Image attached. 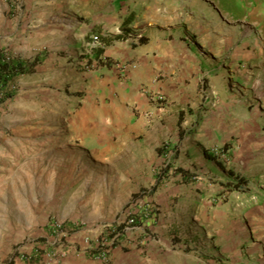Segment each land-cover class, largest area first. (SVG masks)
I'll list each match as a JSON object with an SVG mask.
<instances>
[{"label":"rangeland","instance_id":"obj_1","mask_svg":"<svg viewBox=\"0 0 264 264\" xmlns=\"http://www.w3.org/2000/svg\"><path fill=\"white\" fill-rule=\"evenodd\" d=\"M142 1L6 0L0 10V45L23 25L24 56L39 59L0 99V264H264V88L245 77L238 86L226 57L218 92L192 77L172 95L153 93L164 100L145 112L144 138L126 139L127 117L84 122L100 89L102 105L111 101L110 71L86 63L94 50L76 48L82 28L96 20L110 43ZM38 23L46 38L32 33ZM167 160L193 179L170 168L156 184ZM237 176L248 180L245 194L214 197ZM129 206L145 221L110 237Z\"/></svg>","mask_w":264,"mask_h":264},{"label":"crops","instance_id":"obj_2","mask_svg":"<svg viewBox=\"0 0 264 264\" xmlns=\"http://www.w3.org/2000/svg\"><path fill=\"white\" fill-rule=\"evenodd\" d=\"M1 1L0 10L6 11V0ZM120 21L122 34L112 36L111 44L99 43L103 48L101 56L113 60L110 67L98 65L110 71V107L102 105L107 89L101 85L104 89H100V106L91 107V115L84 122L89 123L91 119L103 125L104 120L105 123L118 122L120 117H127L121 121L125 124L126 139L133 137L134 132L137 139L144 138L142 132L149 126V114L145 112L152 111L155 106L147 94L165 92L172 95L174 86L182 84L181 79L192 77L202 79L199 84L202 92H218V81L223 76L228 78L227 70L222 67L223 61H220L222 57L231 64L234 74L230 75L232 80L238 81V86L243 87L246 82L239 81L245 77L254 80L251 84L254 90L264 88V0H146ZM96 23L91 20L84 24L79 36L80 45L76 48L86 45L91 33L95 32L89 30ZM12 27L10 30L17 33L0 45L1 51H5L7 59L23 61L30 58L34 53L24 56L30 36L22 34L23 25L14 23ZM31 29L33 34L46 38L45 23H38ZM110 47L119 49L109 51ZM75 59L79 63L82 57ZM120 62L134 67L126 71L116 69L117 74L113 66H120ZM243 63H249L252 68L246 70ZM68 64L72 65V61L66 62ZM12 264L24 263L14 260Z\"/></svg>","mask_w":264,"mask_h":264},{"label":"trees","instance_id":"obj_3","mask_svg":"<svg viewBox=\"0 0 264 264\" xmlns=\"http://www.w3.org/2000/svg\"><path fill=\"white\" fill-rule=\"evenodd\" d=\"M95 31L97 32L101 37L102 41L105 44L109 43V40L105 38L103 31L100 30L97 26L92 25L89 32ZM103 48H97L95 49L91 55H88L86 57V63L92 64V61H95L98 64L106 65L107 67H110L113 63L112 58L109 56H105L104 59H101ZM5 51L0 50V94L1 98H4L5 95L9 94L8 90L11 85H13L22 75L29 73L33 70L34 65L39 61L37 58L38 56H34L31 59L26 60H14V59H3ZM115 62V61H114ZM158 151L160 153H164L165 150L163 148H158ZM173 169L174 173L180 177V180L184 183L189 182L193 179V175L188 172L187 170H184L181 167L177 166H171L169 160L166 161L165 165L161 170L157 173V182L159 181V174L163 175L168 172L169 169ZM247 182L248 180L242 176H237L234 179L227 178L223 182H221L219 185V190L215 193L214 197H221L223 196V192L225 190H235L236 195H243L245 192H247ZM155 188V186H153ZM221 189V190H220ZM143 193V192H142ZM145 193V192H144ZM198 195H201L202 193L196 192ZM137 195H134L136 197ZM224 198V196H223ZM145 219L142 216L137 215V213L131 214L128 218H125L123 222L115 223L113 226L109 229L108 235L110 237H117L121 235L124 230V224L128 225H138L142 224ZM114 242V241H113ZM98 249L94 248V250H90V253H96ZM7 264H12L11 260L7 262Z\"/></svg>","mask_w":264,"mask_h":264},{"label":"built area","instance_id":"obj_4","mask_svg":"<svg viewBox=\"0 0 264 264\" xmlns=\"http://www.w3.org/2000/svg\"><path fill=\"white\" fill-rule=\"evenodd\" d=\"M99 41L100 40H99L98 34L95 33V32H92L91 35L89 36V40L86 43L88 51H93L94 49H96L98 47ZM3 59L7 60V57L3 56ZM101 59H104V57L101 56ZM133 67H134L133 64H123L121 66V70L122 71H126V70H128L130 68L132 69ZM147 95H148V100L153 102L156 106H161L162 105L164 97L161 94H147ZM221 154H223V153H221ZM134 213H136V210L131 208V206H129L126 209L125 218H128L129 216H131V214H134ZM23 262H24V260L22 261V263Z\"/></svg>","mask_w":264,"mask_h":264},{"label":"clouds","instance_id":"obj_5","mask_svg":"<svg viewBox=\"0 0 264 264\" xmlns=\"http://www.w3.org/2000/svg\"><path fill=\"white\" fill-rule=\"evenodd\" d=\"M99 36V35H98ZM100 39V38H99ZM97 49V48H96ZM95 50V49H94Z\"/></svg>","mask_w":264,"mask_h":264}]
</instances>
